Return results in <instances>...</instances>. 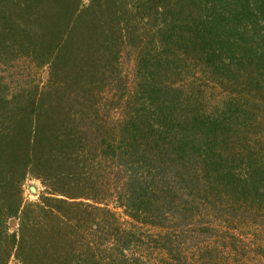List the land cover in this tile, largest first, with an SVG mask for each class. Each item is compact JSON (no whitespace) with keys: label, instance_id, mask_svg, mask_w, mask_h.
Masks as SVG:
<instances>
[{"label":"trees","instance_id":"1","mask_svg":"<svg viewBox=\"0 0 264 264\" xmlns=\"http://www.w3.org/2000/svg\"><path fill=\"white\" fill-rule=\"evenodd\" d=\"M20 61L0 264H264V0H0Z\"/></svg>","mask_w":264,"mask_h":264},{"label":"rangeland","instance_id":"2","mask_svg":"<svg viewBox=\"0 0 264 264\" xmlns=\"http://www.w3.org/2000/svg\"><path fill=\"white\" fill-rule=\"evenodd\" d=\"M126 68L129 69L130 64L128 66L126 65ZM29 70H30V66L25 61H20V63H17V64L15 62H13L12 64L8 63L7 65L0 66V76L1 78L5 79L6 83L10 84V88H11L10 90H12L14 88V85L11 81L15 79L13 76L15 77L19 76L20 81L27 80L29 78L27 76ZM30 74H31L30 77L31 78L35 77V80L37 82L39 81V82L44 83L48 79L47 74L43 72L41 73V72H36V71L31 70ZM44 192H45V188L39 180L28 177L22 185V195H23L24 204L40 203L39 201L41 200ZM111 209L114 212H116L117 217L119 218L120 222L124 226L128 227L131 225L130 219L127 218V216L123 213L121 209H114L112 206H111ZM11 228H14V227L12 226ZM141 230L143 232H146V231H149L150 229L147 227H143Z\"/></svg>","mask_w":264,"mask_h":264}]
</instances>
